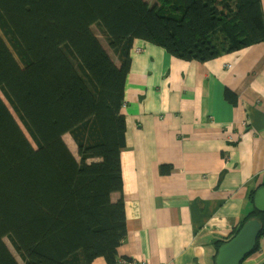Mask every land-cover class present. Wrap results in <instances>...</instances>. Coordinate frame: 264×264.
<instances>
[{"label":"trees","instance_id":"16d2710c","mask_svg":"<svg viewBox=\"0 0 264 264\" xmlns=\"http://www.w3.org/2000/svg\"><path fill=\"white\" fill-rule=\"evenodd\" d=\"M138 40L206 62L264 42L262 0H0V264L116 263Z\"/></svg>","mask_w":264,"mask_h":264},{"label":"crops","instance_id":"0c3cea01","mask_svg":"<svg viewBox=\"0 0 264 264\" xmlns=\"http://www.w3.org/2000/svg\"><path fill=\"white\" fill-rule=\"evenodd\" d=\"M135 44L123 107L128 233L118 256L215 264L216 242L258 210L250 192L264 185V42L206 62ZM166 164L174 169L162 174ZM257 241L241 264L264 261V233Z\"/></svg>","mask_w":264,"mask_h":264},{"label":"water","instance_id":"95a60500","mask_svg":"<svg viewBox=\"0 0 264 264\" xmlns=\"http://www.w3.org/2000/svg\"><path fill=\"white\" fill-rule=\"evenodd\" d=\"M255 205L259 211L264 212V186L256 191ZM262 229L260 219L248 220L235 237L219 248L215 264H241L255 250Z\"/></svg>","mask_w":264,"mask_h":264},{"label":"rangeland","instance_id":"374dc122","mask_svg":"<svg viewBox=\"0 0 264 264\" xmlns=\"http://www.w3.org/2000/svg\"><path fill=\"white\" fill-rule=\"evenodd\" d=\"M148 3H151V4H154L155 3V0H146ZM93 31L97 34V36L99 37V39L101 40V42L103 43V45L105 46V48L106 49H108V45H107V43H106V41H105V38H104V36H102L101 35V32H100V30H99V28L96 26V25H94L93 27ZM143 50V47L141 46V51ZM109 52H110V50H109ZM111 53V55H113L112 54V52H110ZM9 106V105H8ZM10 107V106H9ZM10 109H11V111L13 112V110H12V108L10 107ZM13 114H14V116H15V118L16 119H18L17 118V116H16V114L13 112ZM65 139H66V142L69 144V146H70V148H71V150L73 151V153L76 155V156H78V153H77V148H76V145H75V143L73 142V140H72V138H71V136L69 135V134H67L66 136H65ZM126 239V238H125ZM6 241L8 242V244L11 246V249L14 251V253L18 256V254H17V252L14 250V248L12 247V245H11V243H10V241L8 240V239H6ZM257 243H258V241H257ZM256 246H257V244H256ZM124 256V255H123ZM132 256V255H131ZM124 257H130V255L129 256H124ZM131 258V257H130ZM138 259H140V260H144L143 258H140V257H137ZM106 260V259H105ZM19 261L23 264V260H21V259H19ZM107 262V261H106ZM106 264H108V263H106Z\"/></svg>","mask_w":264,"mask_h":264},{"label":"built area","instance_id":"2783aa9c","mask_svg":"<svg viewBox=\"0 0 264 264\" xmlns=\"http://www.w3.org/2000/svg\"><path fill=\"white\" fill-rule=\"evenodd\" d=\"M130 257H124L123 255L118 256L115 264H149L146 260L138 259L137 256H130Z\"/></svg>","mask_w":264,"mask_h":264},{"label":"bare ground","instance_id":"6f19581e","mask_svg":"<svg viewBox=\"0 0 264 264\" xmlns=\"http://www.w3.org/2000/svg\"><path fill=\"white\" fill-rule=\"evenodd\" d=\"M124 106H125V105H124ZM124 106H123V107H124ZM244 123L246 124L247 122H244ZM99 262H100V261H99ZM99 264H100V263H99Z\"/></svg>","mask_w":264,"mask_h":264}]
</instances>
